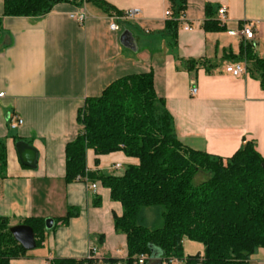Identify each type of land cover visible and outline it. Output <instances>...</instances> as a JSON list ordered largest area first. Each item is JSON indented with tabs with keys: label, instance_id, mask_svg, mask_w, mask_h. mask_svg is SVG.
Returning <instances> with one entry per match:
<instances>
[{
	"label": "crops",
	"instance_id": "obj_1",
	"mask_svg": "<svg viewBox=\"0 0 264 264\" xmlns=\"http://www.w3.org/2000/svg\"><path fill=\"white\" fill-rule=\"evenodd\" d=\"M105 1L121 12L139 9L140 14L117 31L110 28L112 14L92 0L82 6L58 3L38 17H3L0 139L6 142L7 164L6 176L0 179V217H7L11 226L32 217L54 219L53 227H46L43 244L10 264L83 259L91 246L100 260L126 257V235L114 226V215L123 212L121 203L99 180L94 191L88 178L65 179L66 145L80 130L79 110L121 77L153 73L155 91L164 97L177 137L186 147L227 158L245 141H255L264 156L260 79L248 69L241 76L226 71L231 63L247 67L239 60L244 42H253L257 55L264 58V0H187L176 31L167 26L168 0ZM207 5L213 8L211 19L225 30H205ZM222 7L227 9L224 22L218 14ZM82 10L87 18L81 23L72 15ZM3 13L0 0V16ZM247 23L255 29L252 40L240 34ZM187 25L192 29H185ZM124 33L129 36L127 45L122 42ZM187 60L196 64L188 67ZM194 87L196 94L191 93ZM15 114L23 123L12 128L9 118ZM18 141L37 149L36 167L22 163ZM86 162L90 172L118 176L139 160L123 151L98 155L88 149ZM70 207L79 209L78 216L68 224L56 222ZM248 263L264 264V248Z\"/></svg>",
	"mask_w": 264,
	"mask_h": 264
},
{
	"label": "trees",
	"instance_id": "obj_2",
	"mask_svg": "<svg viewBox=\"0 0 264 264\" xmlns=\"http://www.w3.org/2000/svg\"><path fill=\"white\" fill-rule=\"evenodd\" d=\"M90 0H4V16L38 17L62 2L82 6ZM121 15L105 0H92ZM172 16L167 22L176 31L187 0H168ZM212 6H206L205 30H225L212 20ZM239 60L257 75L264 89V58L253 42H244ZM188 67L194 60L184 61ZM80 130L66 145L67 182L84 178L101 181L111 198L122 205V215H114V226L126 235L125 258L88 256L83 259H56L53 264H135L141 254L157 264L170 259L184 264H249L250 257L264 248V156L255 141H245L231 156L222 157L186 147L177 137L173 117L164 97L157 95L152 72L131 74L108 85L98 97L88 98L79 110ZM96 154L123 151L139 160L121 175L90 172L86 152ZM7 147L0 139V179L6 176ZM208 175L194 183L200 174ZM79 209L68 208L56 220L68 224ZM161 224L156 226L157 219ZM35 232L37 246L43 244L45 220L32 217L23 221ZM10 220L0 217V264H10L26 256L27 250L11 232ZM198 242L202 250L186 253L184 239Z\"/></svg>",
	"mask_w": 264,
	"mask_h": 264
},
{
	"label": "built area",
	"instance_id": "obj_3",
	"mask_svg": "<svg viewBox=\"0 0 264 264\" xmlns=\"http://www.w3.org/2000/svg\"><path fill=\"white\" fill-rule=\"evenodd\" d=\"M226 12H227L226 7H222L219 9L218 14L220 17V21L224 22L226 20ZM139 14H140L139 9H132V10L126 11V12H123L121 15L113 14L112 15V22L110 23V28L113 31H117L120 29L121 23L134 20ZM165 16L166 17L172 16V13L169 9H167L165 11ZM72 17L76 18L79 22L82 23L86 20L87 14L84 10H82V11H78L77 13L73 14ZM185 29L191 30L192 28L187 25V26H185ZM233 33L236 34V32H233ZM240 34L246 40L254 39L255 38V29H254L253 23L245 24L243 26V28L241 29ZM226 71L228 73H231L234 76H241L242 74L247 72V67H246V64H243V63H231V64L226 66ZM196 92H197V88H195V87L192 88L191 93L196 94ZM3 95H4V92L0 93V97ZM9 121H10V126L12 128H16L23 123V119L16 114L13 116H10ZM119 166L120 165L118 164L117 167H119ZM85 180L87 182H89V180H87V179H85ZM90 188L95 191L97 189V184L94 182L90 183ZM96 252H97V248L94 246H91L89 256L95 257ZM147 259H148V256L146 254H141L137 258L135 264H145ZM174 261H176V259H170L168 262H169V264H171ZM101 264H104V263H101Z\"/></svg>",
	"mask_w": 264,
	"mask_h": 264
},
{
	"label": "water",
	"instance_id": "obj_4",
	"mask_svg": "<svg viewBox=\"0 0 264 264\" xmlns=\"http://www.w3.org/2000/svg\"><path fill=\"white\" fill-rule=\"evenodd\" d=\"M122 42L128 44L129 36L124 33L122 35ZM19 156L23 164L29 167H36L38 161V151L35 147L29 145L24 141H18L16 143ZM54 219L48 218L45 220V225L48 229L52 228ZM11 232L15 239L28 251L37 246L34 229L27 224H18L11 226Z\"/></svg>",
	"mask_w": 264,
	"mask_h": 264
},
{
	"label": "rangeland",
	"instance_id": "obj_5",
	"mask_svg": "<svg viewBox=\"0 0 264 264\" xmlns=\"http://www.w3.org/2000/svg\"><path fill=\"white\" fill-rule=\"evenodd\" d=\"M123 172V170H120L118 174L120 175ZM208 177L205 173H200L195 179L194 183L198 184L206 180ZM156 226H159L161 224V220L158 218L154 221ZM202 245L198 242L191 241L187 238L184 239V250L186 253H195L199 248H201Z\"/></svg>",
	"mask_w": 264,
	"mask_h": 264
}]
</instances>
